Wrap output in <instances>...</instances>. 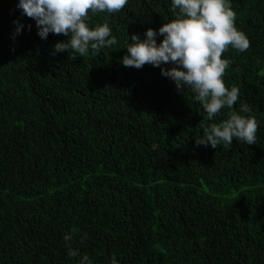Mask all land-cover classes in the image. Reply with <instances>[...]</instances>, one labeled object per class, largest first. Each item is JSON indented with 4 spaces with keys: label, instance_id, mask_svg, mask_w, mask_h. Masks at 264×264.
Listing matches in <instances>:
<instances>
[{
    "label": "trees",
    "instance_id": "1",
    "mask_svg": "<svg viewBox=\"0 0 264 264\" xmlns=\"http://www.w3.org/2000/svg\"><path fill=\"white\" fill-rule=\"evenodd\" d=\"M17 3L0 0V264H78L69 233L93 264H264V0H231L250 47L222 54L256 143L217 149L195 135L228 109L208 121L159 67L120 63L131 34L173 18L170 0L90 15L118 45L71 59Z\"/></svg>",
    "mask_w": 264,
    "mask_h": 264
},
{
    "label": "clouds",
    "instance_id": "2",
    "mask_svg": "<svg viewBox=\"0 0 264 264\" xmlns=\"http://www.w3.org/2000/svg\"><path fill=\"white\" fill-rule=\"evenodd\" d=\"M128 0H18L16 8L21 16L35 21L37 35L46 40L49 34L64 35L65 41L53 46V55L68 52L69 58L96 55L104 49H115L118 37L105 21L94 27L90 15L120 12ZM171 20L158 30L148 28L142 36L131 34L122 49H127L120 63L125 67L141 69L145 64L159 67L161 75L174 82L177 91L186 90L199 103L201 115L213 121L222 109H228L227 118L219 123L201 125L202 134L195 135L197 146L217 149L237 142L256 143L258 121L250 105L240 99V89L226 86L224 74L230 60L222 58L229 47L238 53L250 47L247 35L236 27V12L231 0H170ZM13 39L22 34L24 23L19 19ZM32 25H27L31 31ZM163 37L158 43V39ZM239 101L238 108L234 105ZM72 234L63 240L68 256L80 257L78 264H93L92 259L68 243ZM111 264H118L115 255Z\"/></svg>",
    "mask_w": 264,
    "mask_h": 264
}]
</instances>
